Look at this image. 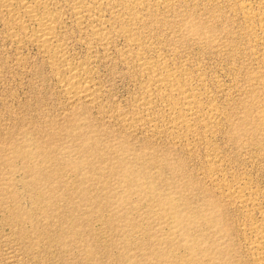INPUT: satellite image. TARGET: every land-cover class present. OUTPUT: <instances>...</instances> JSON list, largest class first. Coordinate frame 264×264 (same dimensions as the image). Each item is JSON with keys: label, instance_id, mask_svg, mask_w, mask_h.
<instances>
[{"label": "rangeland", "instance_id": "374dc122", "mask_svg": "<svg viewBox=\"0 0 264 264\" xmlns=\"http://www.w3.org/2000/svg\"><path fill=\"white\" fill-rule=\"evenodd\" d=\"M5 2L0 264H264V0Z\"/></svg>", "mask_w": 264, "mask_h": 264}, {"label": "bare ground", "instance_id": "6f19581e", "mask_svg": "<svg viewBox=\"0 0 264 264\" xmlns=\"http://www.w3.org/2000/svg\"><path fill=\"white\" fill-rule=\"evenodd\" d=\"M4 8H5V13H7L15 21V25L17 26V28L22 29V31L25 28V24L27 25V23L29 24L32 23L37 25L38 29L34 33L32 38L34 43L37 44L45 53L51 51L52 50L51 48L55 47L52 46L54 45V37H55L54 30L56 25V17L51 14L52 12L50 13L47 0H28L26 2L24 0H6ZM18 12L21 13L20 16L22 17L21 18L22 21H19L20 17ZM58 53L60 54L61 52L59 51ZM70 68L69 69L67 68L68 77L65 81V84L63 85L65 93L69 96L68 99L72 101L75 99H85V100L88 99L91 95V88L89 81L87 79L84 80L79 78V75L77 73L78 71L75 70L74 68L73 69ZM50 178L51 177L49 176L47 179Z\"/></svg>", "mask_w": 264, "mask_h": 264}]
</instances>
